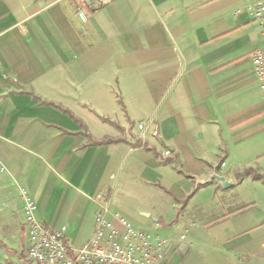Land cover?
Listing matches in <instances>:
<instances>
[{
    "label": "crops",
    "instance_id": "1",
    "mask_svg": "<svg viewBox=\"0 0 264 264\" xmlns=\"http://www.w3.org/2000/svg\"><path fill=\"white\" fill-rule=\"evenodd\" d=\"M259 1L0 0V264L26 261L22 188L73 248L103 194L111 218L170 240L162 264H264V37L246 11ZM41 101L118 140L89 145ZM215 167L231 188L188 175Z\"/></svg>",
    "mask_w": 264,
    "mask_h": 264
},
{
    "label": "built area",
    "instance_id": "2",
    "mask_svg": "<svg viewBox=\"0 0 264 264\" xmlns=\"http://www.w3.org/2000/svg\"><path fill=\"white\" fill-rule=\"evenodd\" d=\"M80 2L86 5L87 0ZM246 11L259 23L264 37V0L249 4ZM78 14L87 21L82 11ZM252 61L264 100V46L252 53ZM21 197L26 225L25 264H162L165 260L170 240L136 227L122 215L111 218L103 194L97 196L94 233L79 248L69 245L65 228H54L39 218L37 203L28 189H21ZM185 237L180 236L182 240Z\"/></svg>",
    "mask_w": 264,
    "mask_h": 264
},
{
    "label": "trees",
    "instance_id": "3",
    "mask_svg": "<svg viewBox=\"0 0 264 264\" xmlns=\"http://www.w3.org/2000/svg\"><path fill=\"white\" fill-rule=\"evenodd\" d=\"M32 95H33V97L38 98V96H36L34 93H32ZM41 103H43V104H47V105H52V106H54L55 108L61 110L63 113L68 114L72 119H74V120H75V121L81 126V131H80V133L83 134V135H85V136L88 138V140H89V145L106 144V143L115 142V141L118 140V139H113V138H105V139H102V140H97V139H95V138L93 137V135L90 133V131H89L88 127L86 126V124L84 123V121H83L81 118H79L78 116H76V115H75L70 109L65 108V107H63V106H60V105H57V104H55V103L47 102V101H41ZM105 120L108 121V122H110V123H112V124H114V125H116L118 128H120L121 130H123L122 127H121L120 125H118V124H116V123L110 121L109 119H105ZM174 162H176V163H180L179 158H175V157H174V158H172V159H166V160H163V163H165V164H166V163H174ZM176 169H177V167H176ZM179 169H180L181 171L185 172V171L182 169V167L179 168ZM250 175H252V176H253L254 178H256V179H260V178H262V176L255 174L253 169H247V170H245L243 173L240 174V177L250 176ZM190 196H191V195H190ZM190 196L187 197V198L185 199L184 204H186V203L188 202ZM178 217H179V212H177V217L172 221V223L175 222V221L177 220Z\"/></svg>",
    "mask_w": 264,
    "mask_h": 264
},
{
    "label": "water",
    "instance_id": "4",
    "mask_svg": "<svg viewBox=\"0 0 264 264\" xmlns=\"http://www.w3.org/2000/svg\"><path fill=\"white\" fill-rule=\"evenodd\" d=\"M161 141L167 147V150L171 152L172 150L171 147L167 143H165L163 139H161ZM188 175L195 179L196 187L200 185H206L212 181L217 182L222 188L225 189L231 188L234 185V180L232 179V177L230 175H224L219 173L217 171V167L214 168V171L212 173L206 175L205 177H200L198 175H191V174Z\"/></svg>",
    "mask_w": 264,
    "mask_h": 264
},
{
    "label": "rangeland",
    "instance_id": "5",
    "mask_svg": "<svg viewBox=\"0 0 264 264\" xmlns=\"http://www.w3.org/2000/svg\"><path fill=\"white\" fill-rule=\"evenodd\" d=\"M179 262L181 263V259H180V261H179ZM187 263H189V262H187ZM181 264H186V262H184V261H183Z\"/></svg>",
    "mask_w": 264,
    "mask_h": 264
}]
</instances>
